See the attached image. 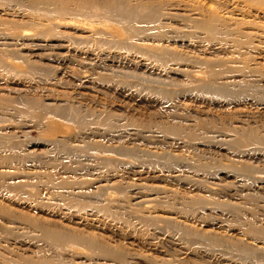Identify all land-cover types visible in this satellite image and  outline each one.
Returning <instances> with one entry per match:
<instances>
[{"label":"rangeland","instance_id":"374dc122","mask_svg":"<svg viewBox=\"0 0 264 264\" xmlns=\"http://www.w3.org/2000/svg\"><path fill=\"white\" fill-rule=\"evenodd\" d=\"M0 264H264V0H0Z\"/></svg>","mask_w":264,"mask_h":264},{"label":"bare ground","instance_id":"6f19581e","mask_svg":"<svg viewBox=\"0 0 264 264\" xmlns=\"http://www.w3.org/2000/svg\"><path fill=\"white\" fill-rule=\"evenodd\" d=\"M260 2H261V0H260ZM161 3H164V2L159 1L158 2L159 5H154V4H150V3L142 4L141 10H139L138 12H133L130 15L126 14V11L123 12V10H119L117 8L119 6H117V5H112L111 8H109V9L110 10L113 9L114 13L118 14L117 16L116 15L115 16L118 17L121 22L132 23L135 21H147V20L152 22V21H157L159 19L158 14L162 8V7H160ZM36 6L37 7L42 6V4L40 2H38ZM126 6L128 7V5H126ZM151 7H153V8H151ZM203 17L205 20L201 21V23L199 22L198 24H196V26L200 25V28L203 27L204 29H207V31H209L210 33H215L219 29V26H222L224 24L222 19L219 16H217V14H215L213 12H212V14L211 13L210 14L209 13L203 14ZM88 241L93 246V241L92 240H88Z\"/></svg>","mask_w":264,"mask_h":264}]
</instances>
